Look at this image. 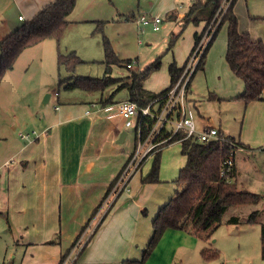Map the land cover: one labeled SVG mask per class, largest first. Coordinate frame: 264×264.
<instances>
[{
	"label": "crops",
	"instance_id": "1",
	"mask_svg": "<svg viewBox=\"0 0 264 264\" xmlns=\"http://www.w3.org/2000/svg\"><path fill=\"white\" fill-rule=\"evenodd\" d=\"M53 1L0 0V40ZM165 2V6H172L170 0ZM103 3V0H77L76 7L68 16L70 23L60 43L67 38L68 29L72 25L80 22L94 24L99 20ZM185 13L186 11L179 12L176 16L180 19ZM20 15L24 18L20 19ZM181 24L182 21L179 25ZM195 26L194 31L200 32L205 22L202 28L201 24ZM252 36L255 39H263ZM226 38L228 44V35ZM45 40L34 46L42 44ZM194 42H191L192 46L185 60L177 62L180 66L189 57ZM73 50H67L65 53ZM226 52L227 46L225 58ZM130 59L133 60L132 57ZM225 60L222 58L220 61H213V55L209 54L208 60L205 61L206 70L210 77V66L216 67L213 71L215 78L226 82V86L217 87V92L222 98L232 99L244 92L245 83ZM136 61H140L139 58ZM145 87L159 92L147 85ZM210 87L216 86L210 84ZM51 97L50 93L48 99ZM129 98L130 92L126 98L119 101L103 96L92 100V105L98 106L100 111L95 116L91 115L90 108L81 112L82 116L79 117L71 102L57 104L54 106L59 112L56 118L42 126L39 136L32 141L15 143L7 133H1L0 164L3 160L5 162L0 167H6L9 156L13 160L11 159V165L8 167H1L0 172V213H5L10 234L4 244L0 242V264H59L62 255L72 247L82 226L101 202L109 185L121 172L136 147V137L133 146L126 145L127 132L124 130L134 127L137 133L136 126H127L125 118L121 115H111L117 109L107 111L114 102L120 103ZM244 104L245 128L247 121L253 116L258 131L251 140L242 130L238 140L244 151L253 152L261 147L253 145H260L264 141V100L256 99ZM116 116L119 118L114 119ZM83 118L87 120L83 121ZM219 128L221 132L230 135L221 126ZM184 156L186 163L187 157ZM235 159L237 176H240L237 157ZM185 163L183 160L176 165L171 176L160 173V178L162 176L173 181L179 176ZM144 169L142 166L141 170L132 176L129 181L130 189L122 191L115 198L108 214L104 216L105 209L102 206L91 219L82 233H85L86 238L84 246L72 264H121L124 259H138L142 256L153 232V219L173 194L166 196L162 201H159V198L152 200L149 190L155 187V184L142 181ZM246 187L248 188V185ZM171 231L172 228L164 231L162 239L160 238L146 264H174L176 259L183 263L185 252H193L199 246L198 240L185 239L173 246L170 258L163 257L168 254L165 250L169 249L166 240ZM172 232H178L181 236L179 239L184 238L187 233H192L185 229ZM209 232L210 230L198 233L203 236L205 243L211 237H208ZM259 238L260 242L258 246H254L257 250L251 255L253 260L250 264H264L262 230ZM210 245L214 246L213 243ZM72 250L74 246L71 252ZM73 253L75 254L74 251Z\"/></svg>",
	"mask_w": 264,
	"mask_h": 264
},
{
	"label": "rangeland",
	"instance_id": "2",
	"mask_svg": "<svg viewBox=\"0 0 264 264\" xmlns=\"http://www.w3.org/2000/svg\"><path fill=\"white\" fill-rule=\"evenodd\" d=\"M103 1V12L99 13V20L104 22L102 30L97 28L98 20L94 24H91L92 22H80L77 25H72L68 29L71 32L70 35L68 32L67 38L63 42L58 44L55 39L48 38L42 44L29 49L26 48L27 50L25 52L23 50L17 58L13 69L6 72L0 83V138L2 136L1 133H7L15 143H24V140H34L39 136L42 126L56 118L59 112L55 110L54 106L57 104L61 105L71 102L76 107V114L79 117L82 116L81 112H84L87 108L92 109V116L97 115L100 112L98 110L99 107L93 106L92 100L100 99L101 96L109 99L113 98L114 101L126 98L129 94L128 87L124 85L118 88L119 84L130 82L132 79L131 74L134 71L139 72L157 58L161 60L160 67L155 69L145 79L144 84L152 89L161 91L170 84L169 67L171 62L174 60L183 62L185 60L191 49V42H194L195 25L201 24L202 28L205 22L200 21V23L196 24L191 21L187 24L179 25L180 21L183 22L182 18L178 19L172 16L173 13L178 15L179 12L187 11L191 0H170L172 4L171 7L169 6L170 8L165 6L166 0ZM228 4L227 1L223 0L215 17L208 25L205 24L203 36L188 61H191L192 56L195 54L199 56V49L203 48V44L207 43L210 30L215 29ZM233 9L238 17L239 30L262 37L264 40V19L262 18L264 16V0H236ZM143 13L160 15L163 18L161 28L158 31H153L151 28L142 31L137 23V18ZM227 29L228 22L225 21L220 27L205 61L208 60L209 54L213 55V61H220L222 58L226 59ZM178 32L180 34L176 42L172 47H169L171 35ZM104 35L110 39L115 51L124 60L123 64H115L112 67V75L121 77L119 81L105 87L103 90L70 89L65 87V83L60 84V77H67L70 72L63 65L59 66L58 52L65 53L67 50H76L75 48H77V54L84 60L77 65L76 74L91 77H102L105 74L106 65L102 61L105 58ZM130 57L135 62L131 60L132 67H127L126 63ZM137 58L140 61H136ZM214 68L216 67L210 66V77L207 74L206 64L203 68H198L188 90L187 98L191 102L197 128L221 126L228 134L237 137V139L240 132L244 130L245 134L252 140V137L258 131V128L255 127L254 117L249 118L245 128L244 113L246 110L244 100L236 99V97L232 99L220 97L217 87L226 86V82L223 80L219 81L218 77L215 78ZM210 84L216 87L212 88ZM50 93L52 97L48 99ZM212 94L216 96L212 98ZM118 104L114 102L113 106H110L107 111L118 109ZM117 118L119 116L114 117V119ZM86 120V118H83V121ZM124 130L127 132L126 145L133 146L136 137L135 128L128 127ZM181 145L180 141H175L166 144L164 149H162L161 174L163 172L164 175L171 176L175 172L176 165L183 162V160L185 163ZM253 146L261 147L253 150V152L244 151L243 149L237 150V164L241 174L236 179L241 190L258 194V201L256 202L257 198L250 197L249 200L243 203L233 202L224 214V222L215 230L208 229L213 231V235L208 239L207 243H205L206 241L204 242L202 235L195 233H187L184 238L179 239L181 237L180 234L172 231L180 229L172 228L171 234L166 240L169 249L165 250L168 251V254L163 257L170 258L173 246L178 242H182L185 239H190L191 241L196 239L199 242V246L195 251L185 252L183 255L185 256L184 262L181 263L176 259L174 264H250V261L253 260L251 255L257 250L254 246H258L260 242L259 237H261V230L264 225V141L260 145ZM11 159L13 160V158ZM11 159L9 156L6 167L9 164L11 165ZM152 159L153 153L143 165L145 167L142 171L143 176L149 171ZM4 162L5 160L1 164H4ZM174 180L164 179L161 176L159 182H149V184H155V187L149 190L152 200L159 198V201H162L163 198L174 193L178 188V184ZM117 182L118 180L109 194L116 188ZM247 185L248 188L246 187ZM108 197L109 195H107L106 199ZM112 197L114 195L110 196L108 202L112 201ZM102 206L103 209L107 207L105 203L100 208ZM111 206L105 210L104 216ZM232 215H237L240 222L237 224L228 223L227 218ZM252 215L256 218L253 223L249 222ZM8 236L10 234L5 213H0L1 244L8 240ZM211 243L220 250L221 255L217 258L206 260L201 255V248L205 244L209 246ZM72 252L70 251L69 254Z\"/></svg>",
	"mask_w": 264,
	"mask_h": 264
},
{
	"label": "trees",
	"instance_id": "3",
	"mask_svg": "<svg viewBox=\"0 0 264 264\" xmlns=\"http://www.w3.org/2000/svg\"><path fill=\"white\" fill-rule=\"evenodd\" d=\"M235 1L231 0L215 29L213 31L212 29L210 30L209 35L211 36L200 56L197 69L204 67L207 51L220 27L227 21L228 44L226 60L232 71L245 83L244 92L238 95L236 99L244 100L245 103L256 99L264 100V40L255 39L251 33L241 32L239 30L238 17L233 9ZM222 2L223 0H193L189 9L182 17L183 23L187 24L193 21L197 24L200 21H205V24L208 25L215 17ZM76 4L77 0H54L52 3L40 9L31 19L25 21L21 26L0 40V83L6 72L14 67L17 58L26 48L34 46L48 38L55 39L58 44L60 43L70 23L68 16L72 13ZM172 16L177 17L175 13ZM262 18L264 19V16ZM103 23L102 20H98L97 28L102 30ZM204 30L205 28L202 32H195L194 46L183 65L180 66L176 60L171 62L169 67L171 81L168 87L159 92L145 87V79L155 69L160 67L161 60L158 58L139 72L134 71L131 74L132 79L130 82L119 84L118 88L124 85L128 87L130 92L129 100L137 103L140 114L142 113V109L152 100L161 96L176 83L186 62L202 38ZM180 32L171 35L169 47L174 45ZM103 42L105 58L102 61L106 65V70L102 77L76 74L77 65L84 60L74 50L69 53L58 52L59 66L63 65L70 72L69 76L65 78L60 77L59 83H65V87L70 89L103 90L105 87L118 82L121 77L112 75V67L115 64H123L124 60L119 57L106 35L103 37ZM127 61L129 62L131 59ZM215 96L213 94L211 95L212 98ZM153 123L154 119L152 117H143V137L148 135ZM230 137L238 140L235 136ZM137 140L136 133V142ZM181 144L182 153L186 155L187 160L185 165L180 169L179 176L175 179L178 188L170 199L160 207L153 219V232L143 250L142 256L138 259H124L121 264H145L167 228L185 229L195 234L207 231L208 229L215 230V228L224 222V214L233 202L243 203L249 200L250 197L259 198L258 194L244 192L240 189L236 179L238 174L236 159L228 172L229 177L221 174L224 161L231 151V145L229 143L222 140L204 142L186 138ZM163 145L158 146L154 151L149 171H147L145 176H142L143 182L160 181ZM118 177L119 174L111 182L103 199L82 226L72 247L62 255L59 264L66 259L76 241L103 204ZM254 220L255 217L252 215L249 222H253ZM227 222L237 224L240 222V219L237 215H232L227 218ZM212 233L213 231L210 230L208 237L212 236ZM201 255L204 259L211 260L219 257L221 252L217 247L209 245L201 248ZM262 257L264 258V225L262 226Z\"/></svg>",
	"mask_w": 264,
	"mask_h": 264
},
{
	"label": "built area",
	"instance_id": "4",
	"mask_svg": "<svg viewBox=\"0 0 264 264\" xmlns=\"http://www.w3.org/2000/svg\"><path fill=\"white\" fill-rule=\"evenodd\" d=\"M225 1L228 3L231 2V0ZM23 18L24 16L20 15V19ZM162 22L163 18L160 15H148L143 13L137 18V23L142 31H145L147 28L158 31L161 28ZM210 36L211 35H209V39ZM207 43L203 44V46L201 45L203 48L199 49V56L195 54L192 56V60L188 61L176 83L161 96L152 100L144 107L141 114L139 113L137 103L129 99L120 102L117 111L111 114L123 116L127 126L135 125L137 128L138 140L133 153L119 173L116 188L108 194L109 197L103 202L107 205L105 210L112 205L115 198L122 191L130 189L129 181L132 176L141 170L145 161L154 153L158 146L166 143L175 141L182 142L186 138L204 142L222 140L229 143L231 145V151L226 157L224 167L221 171L223 176L229 177L228 172L235 163L237 150L244 149L243 145H241L238 140L232 139L229 135L221 132L219 127L206 126L203 129H198L193 117L191 102L187 98L188 90L191 87V79L197 69L200 56ZM127 67H132V62L129 61ZM87 112H89V110H87ZM145 116L152 117L154 123L148 135L143 137L142 119ZM113 195L112 201L108 202L110 196ZM85 241L86 238L84 233V235L81 234L74 245L75 254L70 253L61 264H72L79 250L83 248Z\"/></svg>",
	"mask_w": 264,
	"mask_h": 264
},
{
	"label": "water",
	"instance_id": "5",
	"mask_svg": "<svg viewBox=\"0 0 264 264\" xmlns=\"http://www.w3.org/2000/svg\"><path fill=\"white\" fill-rule=\"evenodd\" d=\"M123 135H124V133H123Z\"/></svg>",
	"mask_w": 264,
	"mask_h": 264
}]
</instances>
